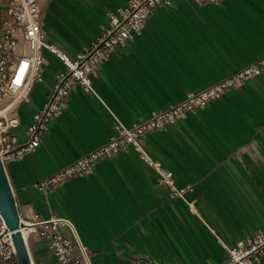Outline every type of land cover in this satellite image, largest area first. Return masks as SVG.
Returning <instances> with one entry per match:
<instances>
[{
  "label": "crops",
  "instance_id": "obj_1",
  "mask_svg": "<svg viewBox=\"0 0 264 264\" xmlns=\"http://www.w3.org/2000/svg\"><path fill=\"white\" fill-rule=\"evenodd\" d=\"M125 1L42 0L41 27L74 56ZM42 55V80L17 108L19 140L60 67ZM263 55L264 0L154 8L140 34L109 54L90 91H70L37 147L3 165L17 214L65 219L89 264L219 262L224 247L264 223V74L144 137L143 153L171 172L176 195L132 151L48 193L35 183L104 143L115 121L130 126ZM26 246L33 264H56L44 239L30 233Z\"/></svg>",
  "mask_w": 264,
  "mask_h": 264
},
{
  "label": "built area",
  "instance_id": "obj_2",
  "mask_svg": "<svg viewBox=\"0 0 264 264\" xmlns=\"http://www.w3.org/2000/svg\"><path fill=\"white\" fill-rule=\"evenodd\" d=\"M190 1L196 6H202L216 5L223 0ZM171 2L172 0H126L123 5L108 10L96 36L74 56H68L45 37L41 27L42 0H4L0 14L1 166L32 152L48 130L49 124L65 107L70 91L76 86L90 91L92 78L109 54L140 34L145 19L154 8L168 6ZM43 51L52 54L60 62V67L53 72L51 87L40 106L31 114L22 132V139L19 140L13 133L19 122L17 108L27 99L32 85L42 80ZM261 74H264V55L199 90L186 92L177 102L151 111L146 118L130 126L115 121L113 133L104 143L37 180L35 186L41 192H51L67 180L90 174L99 161L121 152L132 151L155 172L156 184L167 187L172 195H176L181 190L176 191L174 188L171 172L163 168L158 160L143 153L144 137L185 118L187 114L204 107L210 100L219 98L226 91ZM17 217L20 234L24 230L26 239L30 233L44 239L56 264H89L84 250L72 238L65 219L53 213L44 218L34 213L29 220L18 214ZM22 239L24 241L23 237ZM262 258L264 223L250 234L236 240L234 244L224 247V256L219 262L206 264H257ZM0 263L16 264L10 231L5 227L1 216ZM30 263L33 264L31 259Z\"/></svg>",
  "mask_w": 264,
  "mask_h": 264
},
{
  "label": "water",
  "instance_id": "obj_3",
  "mask_svg": "<svg viewBox=\"0 0 264 264\" xmlns=\"http://www.w3.org/2000/svg\"><path fill=\"white\" fill-rule=\"evenodd\" d=\"M0 216L5 227L10 231L16 264H31L22 236L18 230L16 207L0 164Z\"/></svg>",
  "mask_w": 264,
  "mask_h": 264
},
{
  "label": "bare ground",
  "instance_id": "obj_4",
  "mask_svg": "<svg viewBox=\"0 0 264 264\" xmlns=\"http://www.w3.org/2000/svg\"><path fill=\"white\" fill-rule=\"evenodd\" d=\"M21 235L24 238V241L26 243V232L24 230L21 231Z\"/></svg>",
  "mask_w": 264,
  "mask_h": 264
},
{
  "label": "rangeland",
  "instance_id": "obj_5",
  "mask_svg": "<svg viewBox=\"0 0 264 264\" xmlns=\"http://www.w3.org/2000/svg\"><path fill=\"white\" fill-rule=\"evenodd\" d=\"M3 168V167H2ZM0 264H2V263H0Z\"/></svg>",
  "mask_w": 264,
  "mask_h": 264
}]
</instances>
